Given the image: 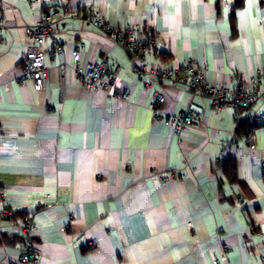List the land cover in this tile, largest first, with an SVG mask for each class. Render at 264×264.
<instances>
[{
	"label": "crops",
	"instance_id": "1",
	"mask_svg": "<svg viewBox=\"0 0 264 264\" xmlns=\"http://www.w3.org/2000/svg\"><path fill=\"white\" fill-rule=\"evenodd\" d=\"M90 2L46 0L62 14L65 48L51 57V41L40 46L48 75L36 90L18 79L38 5L0 0V210L12 211L0 216V264L19 256L26 216L37 264H264V126L252 148L237 130L264 113V100L236 114L184 85L136 75L128 52L80 15ZM105 20L152 31L146 67L192 58L211 83L235 88L264 62V0H175L171 10L160 0L142 20ZM79 44L82 61L103 60L126 98L89 90L73 74ZM158 92L162 112L201 118L174 134L152 116ZM230 155L234 176L223 166Z\"/></svg>",
	"mask_w": 264,
	"mask_h": 264
},
{
	"label": "built area",
	"instance_id": "2",
	"mask_svg": "<svg viewBox=\"0 0 264 264\" xmlns=\"http://www.w3.org/2000/svg\"><path fill=\"white\" fill-rule=\"evenodd\" d=\"M33 1L37 3L39 8L38 17L34 24L25 26V33L31 38L33 45L25 53L23 69L18 81L23 82L27 78H31L34 88L40 90L44 86L48 75L45 56L40 50V46L48 40L51 41L52 47L49 55L52 57L55 54L63 53L65 42L58 36L62 18L60 11L57 9L48 11L46 0ZM80 15L128 52L133 63V72L138 76L149 74L158 79L184 85L191 94H201L208 97L215 109L221 110L224 107H228L236 114H243L255 102L264 100V62L235 88L215 85L207 79L203 66H200L192 58L185 59L176 66L155 68L143 65L142 60L147 54L153 52L158 43L157 38L149 28L131 25L115 28L108 24L105 19L101 23L100 20L90 15L88 6L81 8ZM81 49L82 44L74 47L70 68L82 84L89 90L102 89L108 96L113 98H126L128 95L126 91L119 92L115 89L114 72L107 67L106 63L103 60L83 62ZM59 69L62 76L64 66L59 67ZM163 101L164 95L158 92L149 104V108L152 111L154 120L171 128L174 134H180L187 130L201 118L199 112L188 108L175 113L162 112L160 106ZM261 125L264 126V113L248 118V126L244 134V143L248 148L254 146V132ZM163 178L164 176H159V180H163ZM0 216L12 217L11 209L8 206H3L0 210ZM20 228L24 237L22 249L19 256L11 259L8 264H37L39 251L36 249L32 237L34 228L32 217L26 216L21 219ZM258 235L264 238V234L259 232ZM94 243L93 240H89L87 241V246Z\"/></svg>",
	"mask_w": 264,
	"mask_h": 264
},
{
	"label": "clouds",
	"instance_id": "3",
	"mask_svg": "<svg viewBox=\"0 0 264 264\" xmlns=\"http://www.w3.org/2000/svg\"><path fill=\"white\" fill-rule=\"evenodd\" d=\"M13 0H5L8 3ZM67 0H65V3ZM160 0H91L88 4L90 15L94 16L102 23L104 19L110 22L117 20L121 23H128L132 20H142L145 12H151L152 7L158 4ZM170 10L175 8V0H168ZM193 0H185L186 7L190 5ZM149 254H146V257ZM178 255V254H177Z\"/></svg>",
	"mask_w": 264,
	"mask_h": 264
},
{
	"label": "trees",
	"instance_id": "4",
	"mask_svg": "<svg viewBox=\"0 0 264 264\" xmlns=\"http://www.w3.org/2000/svg\"><path fill=\"white\" fill-rule=\"evenodd\" d=\"M241 4H242V0H234V7L240 6ZM247 126H248V120H242L238 122L237 130L242 133L243 131H245ZM223 166L224 168H226V170L229 172L231 176H234L236 165H235V160L233 156L230 155L226 157L223 162ZM21 242L22 244L24 242L23 236H21Z\"/></svg>",
	"mask_w": 264,
	"mask_h": 264
}]
</instances>
